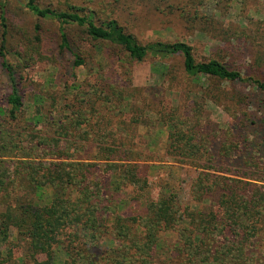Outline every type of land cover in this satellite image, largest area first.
Returning <instances> with one entry per match:
<instances>
[{"label":"trees","instance_id":"16d2710c","mask_svg":"<svg viewBox=\"0 0 264 264\" xmlns=\"http://www.w3.org/2000/svg\"><path fill=\"white\" fill-rule=\"evenodd\" d=\"M7 1L0 0V67L8 89L0 114L25 125L15 136L1 137L0 151L16 149L22 155L16 165L0 160V243L7 244L15 228L16 237L23 241L26 255L35 264H54L56 250L66 255L67 264H177L179 257L184 258L183 264H264V174L255 170L264 160L260 148L264 146V104L260 101L264 100L253 93L264 97V81L243 78L239 70L215 58L196 60L192 46L184 41L139 42L116 17L99 20L94 10L84 12L71 3L66 8H54L38 0H19L38 20L56 26L58 49L71 54L73 67L84 65L86 58L72 47L67 30L70 25L82 28L94 49L109 44L132 63L155 59L163 65L164 74L170 69L163 61L180 56L184 75L208 78V89L215 91L216 101L227 94L214 82L246 80L252 89L247 94H231L240 98V107L247 105V111L233 117L240 130L233 128L235 136L229 143L218 147L212 142L197 144L191 129H169L166 152L176 161L199 169L189 188L195 205L187 213L179 212L171 190L159 191L153 200L141 199L142 194L114 197L110 186L119 189L124 179L138 182L145 176L124 142L122 146H98L100 162H82L64 156L66 146L55 137L33 140V124L24 114L20 70L38 58L49 57L41 51L40 23L9 46L10 36L17 31L8 17ZM187 6L197 12L196 1L190 0ZM118 95L115 107L123 96L121 91ZM250 126L256 128L247 132ZM205 135L202 131V138ZM114 153L117 158L112 157ZM245 158L253 161L254 170L245 169V163H250ZM234 161L240 166L229 165ZM132 203L140 206L126 214L125 206ZM173 222L181 226L174 242L167 244L162 235ZM162 253L164 260H160ZM40 255L43 258L38 260Z\"/></svg>","mask_w":264,"mask_h":264},{"label":"rangeland","instance_id":"374dc122","mask_svg":"<svg viewBox=\"0 0 264 264\" xmlns=\"http://www.w3.org/2000/svg\"><path fill=\"white\" fill-rule=\"evenodd\" d=\"M195 1L196 13L187 6L190 0H38L54 8H66L71 3L84 12L94 10L99 20L116 17L142 43L184 41L192 46L196 60L215 58L239 70L243 78L252 76L264 81V0ZM6 4L8 17L18 33L14 31L10 36L9 46L15 44L16 37L40 23L41 51L49 57L38 58L20 70L24 114L33 124L32 133L36 135L33 140L40 136L55 137L66 146L64 156L82 162H100L98 146L115 143L122 146L124 142L132 158L141 164L145 176L138 182L126 178L119 189L110 186L114 197L142 194L141 199L153 200L159 191L171 190L179 212L187 213L195 205L189 188L199 169L176 161L166 152L169 129L173 126L191 129L197 144L212 142V146L218 147L229 143L235 136L233 128L240 130L239 125L233 124V117L247 111V105L241 108L240 98H232L231 94L249 93L252 91L249 83L246 80L214 82L227 94H221L216 101L215 91L208 89V78L197 80L184 75L180 56L163 61L170 69L169 74H164L163 65L155 59L148 57L132 63L119 48L109 44L94 49L84 30L70 25L67 30L72 47L86 58L84 65L73 67L71 54L58 49L59 37L52 22L38 20L19 0H9ZM92 52L96 54L89 57ZM7 57L14 61L11 55ZM120 91L123 96L115 107ZM7 92L6 74L0 67V106L4 105ZM253 93L264 100L261 93ZM108 98L110 102H106ZM196 120L198 125L193 124ZM23 125L22 121L10 122L0 114V144L2 136H15ZM255 128L250 126L247 132ZM202 131L206 134L204 138ZM260 148L264 150V146ZM251 153L256 156L255 152ZM21 155L16 149L4 150L0 151V160L16 165ZM112 157L117 158L118 154ZM245 161L250 162L245 163V169L254 170L253 161L247 158ZM240 164L229 163L236 167ZM255 170L264 174V160ZM139 206L132 203L125 206L124 212L134 213ZM180 226L179 222H173L164 231L162 237L167 244L174 242ZM164 256L160 254V260ZM42 258L40 255L37 259ZM183 262L184 258L179 257L177 264ZM0 264H35L26 255L15 228L11 229L7 244L0 243ZM54 264H67L62 251L56 250Z\"/></svg>","mask_w":264,"mask_h":264}]
</instances>
